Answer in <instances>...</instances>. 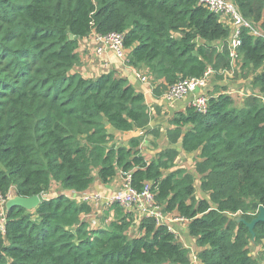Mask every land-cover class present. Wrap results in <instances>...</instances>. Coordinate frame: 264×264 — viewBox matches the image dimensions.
Here are the masks:
<instances>
[{"label": "trees", "instance_id": "16d2710c", "mask_svg": "<svg viewBox=\"0 0 264 264\" xmlns=\"http://www.w3.org/2000/svg\"><path fill=\"white\" fill-rule=\"evenodd\" d=\"M236 2L264 32V0ZM93 32L123 35L130 66L148 68L163 92L209 71L219 77L239 59L264 95V37L243 29L234 60L229 27L199 0H0V200L43 197L53 183L85 192L95 173L103 184L130 175L137 192L149 186L159 206L190 222L199 264H260L249 246L263 243L264 223L253 241L238 218L251 222L264 206V103L250 96L239 108L224 90L209 95L205 113L191 104L172 117L170 145L201 151L196 172L209 199L197 200L195 177L174 168L177 150L149 162L142 138L114 142L108 127L146 130L150 110L127 79L75 71L79 42ZM110 210L114 220L94 229L83 218L92 207L63 194L33 211L5 208L0 264H192L167 225L145 217L143 235L130 237L132 215Z\"/></svg>", "mask_w": 264, "mask_h": 264}, {"label": "crops", "instance_id": "0c3cea01", "mask_svg": "<svg viewBox=\"0 0 264 264\" xmlns=\"http://www.w3.org/2000/svg\"><path fill=\"white\" fill-rule=\"evenodd\" d=\"M97 38V34L93 32L89 36L80 40L78 53L81 59V66L76 67L77 71L85 78L89 79L97 78L108 73H115L119 77L127 79L137 91L145 96V101L149 106L151 116V123L146 130H134L121 133L112 127H108L109 133L114 136V142L118 145L128 146L132 139L142 138L143 140L140 145V150L142 155L149 162L157 159L159 154L168 148L177 150L179 152V156L175 160L174 168L188 170L195 177V197L197 200H208L209 195L201 189V176L196 172V164L198 161H200L201 151L188 154L184 151L181 142L175 146H171L167 138V130L171 127L170 120L176 113L183 112L188 106L194 104L195 100L199 96H215L230 88L236 90L235 95L240 97V99H237V101H241L244 106L246 100L244 99L243 101L241 99L244 97L242 94L248 89V87H246V83H248V81L252 82L253 76L249 77L250 80L241 78L238 83L231 84L229 81H227V77H231V75L226 74V77H224V74H221L219 75L220 79L218 80L215 78L217 77L216 74L212 71L208 76V78L210 77V81L206 88L190 95L183 100L170 99L168 98V91L163 92V88L160 87L162 85V81H155L153 74L148 68H132L130 66H126L121 59H119L113 52L110 51L106 52L103 56H97ZM130 52L131 51L128 50V53ZM139 71L145 75H148V83L142 82V80L136 76V72ZM230 73L233 74L234 71ZM222 77L224 79H222ZM213 90H216V92ZM149 130L160 131V135L157 137L152 133H147ZM166 173H168V171L165 172V174ZM123 184L124 178L122 175H118L109 184H103L95 175V181L93 185L85 192L78 193L71 190H64L59 184L53 183L50 190L47 192V195L57 196L58 194H63L75 200L79 204H82L80 202V197L77 201V197L78 195L80 196V194L82 195L87 193L97 196L98 201L92 202L90 204L92 207V213L84 216L83 218H85L89 223L92 220H97L98 225L95 228H103L102 219L105 215H107V221L109 222L113 221L115 218V211L110 210L112 207L107 206V200L113 194L119 191ZM122 210L125 213H130L132 215V226L128 232L130 237H139L143 235V233L140 231V224L145 216L142 214L140 209L134 205L130 209L125 210V208H122ZM161 211L164 219L163 224L167 225L170 230L176 234L178 241L190 251L192 264H199L197 259V253L199 250L197 248L196 239L192 237L189 232L190 222L186 219L180 218L175 212L167 213L164 207H161ZM234 217H236V215H234ZM256 248L263 252V254L260 256L261 260L259 259V263L264 264V241L262 244L256 245Z\"/></svg>", "mask_w": 264, "mask_h": 264}, {"label": "built area", "instance_id": "2783aa9c", "mask_svg": "<svg viewBox=\"0 0 264 264\" xmlns=\"http://www.w3.org/2000/svg\"><path fill=\"white\" fill-rule=\"evenodd\" d=\"M202 5L208 8L212 13L217 15L221 22H223L230 29V45L232 49V58L235 60L238 57V49L241 46V31L247 29L254 37H264V32L258 29L252 21L246 19L240 12L236 0H199ZM99 49L98 53L103 54L105 51L111 50L116 56L123 62H128V50L124 45V37L121 34L113 33L107 36H98L97 38ZM233 63V67H234ZM223 71L222 73H227ZM233 72V70L229 71ZM211 74L209 71L203 79H191L183 80L173 86L168 92V98L183 100L192 94L197 93L200 90L206 88L209 83L208 76ZM143 82H148L147 78L138 75ZM231 95V93H228ZM246 97L254 96L264 103V95L259 90H247L245 93ZM209 102V95L199 96L194 106L202 113L206 112L207 104ZM124 178V184L121 189L113 194L107 200V206L112 207L118 205L125 210L132 208L136 205L145 217L155 218L159 224H163V215L161 206L156 203L155 196L151 192L150 187L146 186L142 193L137 192L132 188L130 184V175L122 176ZM45 195V194H44ZM9 195L6 200L1 199L2 207L4 209L5 202L11 198ZM79 195L77 197V200ZM98 201V197L92 194L84 193L80 195V202L82 204H91L92 202ZM3 224L0 226L1 230H4L5 216L3 214ZM92 227L98 225L97 220L90 222Z\"/></svg>", "mask_w": 264, "mask_h": 264}, {"label": "rangeland", "instance_id": "374dc122", "mask_svg": "<svg viewBox=\"0 0 264 264\" xmlns=\"http://www.w3.org/2000/svg\"><path fill=\"white\" fill-rule=\"evenodd\" d=\"M98 49H99V45H98V47H97V50H96V54H97V56H103L106 52H113V51H111V50H108V51H105L103 54H99L98 53ZM128 52V51H127ZM114 53V52H113ZM115 54V53H114ZM129 54L130 53H128V57H129ZM116 55V54H115ZM124 64L126 65V66H130V64H129V58H128V62H124ZM81 66V65H80ZM79 66V67H80ZM130 67H132V66H130ZM133 68V67H132ZM77 70V68H75V71ZM249 70V71H248ZM248 70H243L242 69V64H241V62H240V60L239 59H237L236 61H235V64H234V67H233V71H234V73L232 74V73H229V72H227V73H221V74H224L223 76L224 77H226L225 75L227 74V75H231V77H227V81H229V83H231V84H236V83H238L239 81H240V79L242 78V79H249V77H252V76H254V72L252 71V70H250V69H248ZM140 72V73H139ZM139 72H136V76L139 78V76L138 75H140V76H144V77H146V78H149L148 77V75H145L144 73H142L141 71H139ZM118 76V75H117ZM119 77V76H118ZM120 78H122V77H120ZM216 79H220V77L219 78H217V77H215ZM94 79V78H93ZM141 79V78H140ZM209 79V81H210V77L208 78ZM222 79H224L223 77H222ZM250 80V79H249ZM147 81H148V79H147ZM143 82V81H142ZM149 82V81H148ZM148 82H144V83H148ZM245 87V86H244ZM246 87H248V89L247 90H249V89H251V90H259L258 88H255L254 86H253V84H252V82L251 81H248V83H246ZM171 89V88H170ZM216 89V88H215ZM246 90V91H247ZM214 92H216V90H213ZM169 92V91H168ZM235 92H236V90L235 89H233V88H230V89H228V90H226L225 91V93L227 94V95H229L230 97H232L233 99H234V101H235V105L237 106V107H243V104L241 103V101H237V99H240V97H238V96H236L235 95ZM259 92H260V90H259ZM228 93H231V95L230 94H228ZM245 93L246 92H244L242 95L244 96L243 98H241L243 101H244V99L246 100L248 97H246L245 96ZM261 93V92H260ZM239 102V103H238ZM239 105V106H238ZM188 171V170H187ZM95 175L97 176V173H95ZM13 193H15V192H13ZM2 204H3V202L1 201L0 202V208L3 210V214H4V209H3V207H2ZM105 213H107V212H105ZM108 220V217H107V215H105L104 217H103V219H102V227H107L112 221H107ZM2 223L1 224H3V221H1ZM94 229H96L95 227H93ZM249 249H250V252L252 253V255H253V257H257L258 259H260L261 260V255L263 254V252L262 251H259L257 248H256V245L254 244V242H252L251 243V245L249 246Z\"/></svg>", "mask_w": 264, "mask_h": 264}, {"label": "water", "instance_id": "95a60500", "mask_svg": "<svg viewBox=\"0 0 264 264\" xmlns=\"http://www.w3.org/2000/svg\"><path fill=\"white\" fill-rule=\"evenodd\" d=\"M51 197H55V196L45 194L43 195V197L34 196L31 198H25L13 194L11 198L5 202L4 209L6 208V210H10L13 207H20L28 211H33L39 207L41 200L43 198H51ZM258 212H259L258 216L255 219H253L251 222H246L245 220L238 218V222H243L249 229V232L253 236V241L255 238V227L260 223H264V206H261Z\"/></svg>", "mask_w": 264, "mask_h": 264}, {"label": "bare ground", "instance_id": "6f19581e", "mask_svg": "<svg viewBox=\"0 0 264 264\" xmlns=\"http://www.w3.org/2000/svg\"><path fill=\"white\" fill-rule=\"evenodd\" d=\"M80 195H81V194H80ZM74 197H75V196H74ZM74 197H73V198H74ZM79 197H80V196H79ZM77 201H78V200H77Z\"/></svg>", "mask_w": 264, "mask_h": 264}]
</instances>
